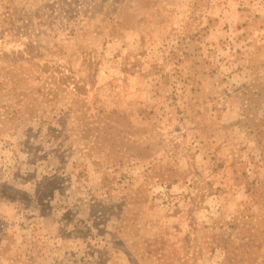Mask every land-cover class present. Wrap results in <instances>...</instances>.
<instances>
[{"label": "rangeland", "instance_id": "rangeland-1", "mask_svg": "<svg viewBox=\"0 0 264 264\" xmlns=\"http://www.w3.org/2000/svg\"><path fill=\"white\" fill-rule=\"evenodd\" d=\"M0 264H264V0H0Z\"/></svg>", "mask_w": 264, "mask_h": 264}]
</instances>
